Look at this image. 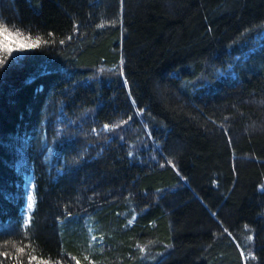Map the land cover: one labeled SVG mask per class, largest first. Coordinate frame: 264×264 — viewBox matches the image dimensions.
I'll list each match as a JSON object with an SVG mask.
<instances>
[{"label": "trees", "instance_id": "trees-1", "mask_svg": "<svg viewBox=\"0 0 264 264\" xmlns=\"http://www.w3.org/2000/svg\"><path fill=\"white\" fill-rule=\"evenodd\" d=\"M0 25L41 40L0 52V264H264V0H0Z\"/></svg>", "mask_w": 264, "mask_h": 264}, {"label": "snow or ice", "instance_id": "snow-or-ice-1", "mask_svg": "<svg viewBox=\"0 0 264 264\" xmlns=\"http://www.w3.org/2000/svg\"><path fill=\"white\" fill-rule=\"evenodd\" d=\"M0 35L4 36V40L0 41V52L2 53H7L8 55H11V53L14 51V47L12 46V44L9 43L7 37L9 36H13L14 34L12 32L9 31V29L6 26H2L0 25ZM25 40H30L29 37H23L22 33H15L14 35V45H15V50L19 51V50H24V49H32V48H36L40 45L41 40L39 37L36 38L35 41L32 42H24ZM7 56H5L4 58H0V66H3L6 62ZM108 126L105 125V128H107ZM32 198L30 197L29 200H31ZM33 207L32 203L28 204V208L31 209ZM22 251V250H21Z\"/></svg>", "mask_w": 264, "mask_h": 264}, {"label": "rangeland", "instance_id": "rangeland-1", "mask_svg": "<svg viewBox=\"0 0 264 264\" xmlns=\"http://www.w3.org/2000/svg\"><path fill=\"white\" fill-rule=\"evenodd\" d=\"M8 38L9 37H7V39ZM14 51H17V50L14 49ZM38 149H39L38 151L41 153L42 161L45 162L47 165H49L52 159L53 152H54V141L46 132L42 133V138H41ZM26 188H27V195H26V212H25L24 223H27L28 216H29L28 204L31 203V200H29V198L31 197V193H30V182L28 178L26 179Z\"/></svg>", "mask_w": 264, "mask_h": 264}]
</instances>
